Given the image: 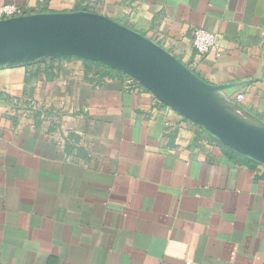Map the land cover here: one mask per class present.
<instances>
[{
    "label": "crops",
    "instance_id": "crops-1",
    "mask_svg": "<svg viewBox=\"0 0 264 264\" xmlns=\"http://www.w3.org/2000/svg\"><path fill=\"white\" fill-rule=\"evenodd\" d=\"M0 2L108 16L264 120V0ZM76 57L0 63V264H264V164Z\"/></svg>",
    "mask_w": 264,
    "mask_h": 264
},
{
    "label": "water",
    "instance_id": "water-1",
    "mask_svg": "<svg viewBox=\"0 0 264 264\" xmlns=\"http://www.w3.org/2000/svg\"><path fill=\"white\" fill-rule=\"evenodd\" d=\"M59 55L93 59L125 72L224 145L264 164V133L254 129L264 124L139 32L90 11L0 20V63Z\"/></svg>",
    "mask_w": 264,
    "mask_h": 264
},
{
    "label": "built area",
    "instance_id": "built-area-1",
    "mask_svg": "<svg viewBox=\"0 0 264 264\" xmlns=\"http://www.w3.org/2000/svg\"><path fill=\"white\" fill-rule=\"evenodd\" d=\"M22 15L21 8L13 3L0 2V20ZM220 36L205 28H198L193 35V46L199 56L216 51Z\"/></svg>",
    "mask_w": 264,
    "mask_h": 264
},
{
    "label": "trees",
    "instance_id": "trees-1",
    "mask_svg": "<svg viewBox=\"0 0 264 264\" xmlns=\"http://www.w3.org/2000/svg\"><path fill=\"white\" fill-rule=\"evenodd\" d=\"M68 58H75V56H71V55H59V56H53V57H49V58H46L45 60L47 61H51V60H56V59H68ZM77 58V57H76ZM98 64H100V63H98ZM137 81V80H136ZM138 82V81H137ZM139 83V82H138ZM140 84V83H139ZM141 86H143L142 84H141ZM143 88H145L144 86H143ZM146 89V88H145ZM231 152H235V153H239V152H237V150H235L234 148H231V147H227Z\"/></svg>",
    "mask_w": 264,
    "mask_h": 264
},
{
    "label": "bare ground",
    "instance_id": "bare-ground-1",
    "mask_svg": "<svg viewBox=\"0 0 264 264\" xmlns=\"http://www.w3.org/2000/svg\"><path fill=\"white\" fill-rule=\"evenodd\" d=\"M36 52H38V51H36ZM254 129L264 133V125H259V126L257 125V126L254 127Z\"/></svg>",
    "mask_w": 264,
    "mask_h": 264
},
{
    "label": "rangeland",
    "instance_id": "rangeland-1",
    "mask_svg": "<svg viewBox=\"0 0 264 264\" xmlns=\"http://www.w3.org/2000/svg\"><path fill=\"white\" fill-rule=\"evenodd\" d=\"M234 106V105H233ZM258 120H260V122H262L264 124V120H262L261 118L255 116Z\"/></svg>",
    "mask_w": 264,
    "mask_h": 264
}]
</instances>
